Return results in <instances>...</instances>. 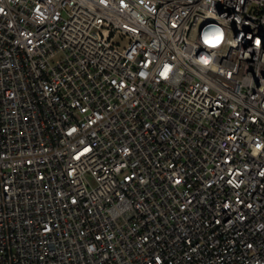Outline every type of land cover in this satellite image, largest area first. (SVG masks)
<instances>
[{"label": "built area", "instance_id": "2783aa9c", "mask_svg": "<svg viewBox=\"0 0 264 264\" xmlns=\"http://www.w3.org/2000/svg\"><path fill=\"white\" fill-rule=\"evenodd\" d=\"M0 264H264V0H0Z\"/></svg>", "mask_w": 264, "mask_h": 264}, {"label": "snow or ice", "instance_id": "6c2138e0", "mask_svg": "<svg viewBox=\"0 0 264 264\" xmlns=\"http://www.w3.org/2000/svg\"><path fill=\"white\" fill-rule=\"evenodd\" d=\"M221 39H222V34L219 33V31L217 30L214 38L210 39L209 36L205 37V43L209 44L211 47H215L220 43Z\"/></svg>", "mask_w": 264, "mask_h": 264}, {"label": "clouds", "instance_id": "9594fccd", "mask_svg": "<svg viewBox=\"0 0 264 264\" xmlns=\"http://www.w3.org/2000/svg\"><path fill=\"white\" fill-rule=\"evenodd\" d=\"M215 35H216V33H213V34L209 35V38H210V39H211V38H214Z\"/></svg>", "mask_w": 264, "mask_h": 264}]
</instances>
